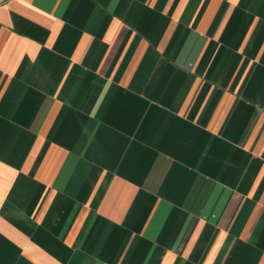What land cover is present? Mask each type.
Instances as JSON below:
<instances>
[{
    "label": "crops",
    "instance_id": "1",
    "mask_svg": "<svg viewBox=\"0 0 264 264\" xmlns=\"http://www.w3.org/2000/svg\"><path fill=\"white\" fill-rule=\"evenodd\" d=\"M0 264H264V0H0Z\"/></svg>",
    "mask_w": 264,
    "mask_h": 264
}]
</instances>
